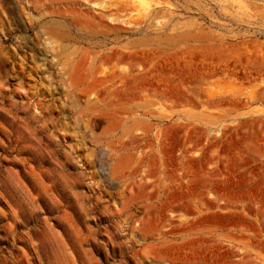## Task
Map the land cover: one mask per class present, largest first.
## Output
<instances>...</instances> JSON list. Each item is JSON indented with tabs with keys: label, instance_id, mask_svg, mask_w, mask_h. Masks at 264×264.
Masks as SVG:
<instances>
[{
	"label": "rangeland",
	"instance_id": "rangeland-1",
	"mask_svg": "<svg viewBox=\"0 0 264 264\" xmlns=\"http://www.w3.org/2000/svg\"><path fill=\"white\" fill-rule=\"evenodd\" d=\"M0 5V264H264V0Z\"/></svg>",
	"mask_w": 264,
	"mask_h": 264
},
{
	"label": "bare ground",
	"instance_id": "bare-ground-1",
	"mask_svg": "<svg viewBox=\"0 0 264 264\" xmlns=\"http://www.w3.org/2000/svg\"><path fill=\"white\" fill-rule=\"evenodd\" d=\"M2 4H5V3H2ZM0 6H1V5H0ZM3 7H4V6H3ZM3 7H2V12H3ZM31 24H32V23H31ZM30 26H31V25H30ZM30 26H29V27H30Z\"/></svg>",
	"mask_w": 264,
	"mask_h": 264
}]
</instances>
